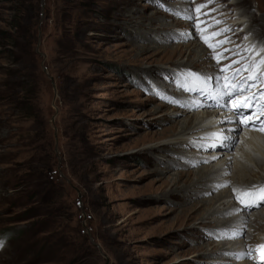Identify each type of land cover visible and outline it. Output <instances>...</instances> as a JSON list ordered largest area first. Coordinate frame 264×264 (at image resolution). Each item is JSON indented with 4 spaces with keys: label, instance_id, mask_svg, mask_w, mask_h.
I'll use <instances>...</instances> for the list:
<instances>
[{
    "label": "rangeland",
    "instance_id": "rangeland-1",
    "mask_svg": "<svg viewBox=\"0 0 264 264\" xmlns=\"http://www.w3.org/2000/svg\"><path fill=\"white\" fill-rule=\"evenodd\" d=\"M202 30L220 32L210 43L226 42L209 48L195 39ZM263 41L264 0H0V264H257L264 229L254 230L264 218L256 214L227 239L220 235L238 224H221L264 203L212 216L224 181L198 196L182 189L240 141L226 142L217 161L184 166L201 149L167 143L193 125L196 100L216 99L191 91L189 73L199 74L200 88L219 90L224 80L211 74L244 68L229 82L239 83ZM256 79L241 86L243 96ZM217 102L225 115V97ZM222 245L250 255L220 258Z\"/></svg>",
    "mask_w": 264,
    "mask_h": 264
},
{
    "label": "bare ground",
    "instance_id": "bare-ground-1",
    "mask_svg": "<svg viewBox=\"0 0 264 264\" xmlns=\"http://www.w3.org/2000/svg\"><path fill=\"white\" fill-rule=\"evenodd\" d=\"M241 15H244V14H241ZM241 23L243 25L247 24L243 20L241 21ZM259 32H260V30H259ZM255 35H256L255 37L257 39L258 34L256 33ZM174 37L177 38L176 35H174ZM185 37H186V35H185ZM195 39L197 40V42H199V40L201 39V36H196ZM263 43H264V41H263ZM202 48H203L202 53L206 54V52H207L206 48H208V47H205V48L202 47ZM260 49H261V47H260ZM208 52H209V55L212 53V51L210 52V50ZM199 56H201V55H198V57ZM262 59H264V54L261 53V51L258 49V47H256V49H254V53H250V55H248V58L246 59L245 64L242 63L244 65V67H246L249 64H251V62H254L253 67H254V69H256V72L251 73V71H247L244 73L242 79L249 77V76L260 77L261 73L264 72V63H261ZM176 64H178L177 65L178 67L181 66L183 68H185V65H188L186 63H181L178 61ZM192 64L196 65V63H192ZM189 68L192 69L191 66H189ZM185 69H187V67ZM216 69H217V67H216ZM193 70H195V69H193ZM200 73H201V75H204L203 72H200ZM211 75H213V78H211V79H213L215 82L218 81L217 78H219V77L217 76V74H211ZM194 79H196V78L193 77V79H190V80L188 78H185V80H184L187 82L189 81L188 84L190 87H188V88L191 91L194 89H195L194 91L200 90L201 94H204V96H208V97H211L212 95L210 93H212L213 95L216 96V99H214V100L215 101L218 100L217 104H222L223 98L225 97V102L227 104H229L230 101L226 99L227 96L221 97V96L217 95V93L220 91V89L218 90L216 87L215 88L212 87V85L210 83H208L207 85L204 84L203 87L200 88L199 86L195 85L196 83H195ZM253 81H254V79H247V80H245V82L243 84H248V83L251 84V82H253ZM180 82L184 83L183 80H181ZM223 84H225L224 81L219 82V85H223ZM250 84H249V86H250ZM230 85H231V83H229V89H230ZM257 87H258L257 89H254V88L250 89L249 92L247 93L248 96H243L244 93L243 94L240 93L242 91V89H241V91L238 93L240 98L238 100H236L234 103H242V102L244 103L248 99H251L252 97H254V95L255 96L258 95L259 93H261V95H263L264 94L263 85L258 84ZM246 97H248V99H245ZM198 100H200V99H198ZM214 100H208L207 101V99H206V101L201 100L200 102L196 100L195 101L196 104L200 105V107L198 109H201V110H199V112L196 115H194V117H195L194 120H189V123L190 124L193 123V125H188L185 128H182L180 130V132L177 134L178 135V137L176 138V140H178L177 142L167 143V144H175V145H179V144L185 145V144H191L192 143V144H195L196 148L202 150V151L199 150V154H197L198 156H197L196 160H194V159L191 160L189 157H186L189 159H187V161L183 164V166H184L187 164H193L195 162H196L195 163L196 165H201L204 162L208 163L211 160L217 161V160H219L220 155L225 154L223 152H218L219 150L220 151L226 150V155H227V149L231 148L233 142L224 140L223 137H225V136L232 137L234 141H236V140L240 141L238 148L235 150V152L229 158L226 159V161L224 163L222 162L223 159H221V160L217 161L214 165H208V166L207 165L206 166L201 165L197 171L198 173H201V175H196L195 180H193L191 185H189V186L187 185L188 187L182 186V189H187V188L193 189V191L190 189L192 192H194L193 196H198L201 194H206L208 192L210 193L211 191L217 190L219 183H221V182L223 183V181H224V183H223V185L225 184L224 187H220V188H222V189L225 188V190L220 192L216 197H212L213 198L212 200H214L213 201L214 205H215V203L218 204V202L223 201L226 204L227 208L224 211H221L220 207H218V206L214 207V205L211 206L209 208L208 212L209 213L212 212V216H215L219 213L220 214H226L227 212H230V210L232 209V206H235L236 210L243 207V211L244 210L247 211V209H250V208H246L241 203H240V206L239 205L237 206L236 204H238V203L232 202V199L238 200L237 199L238 195L240 197H242L241 199H247V197H245L243 195L244 192L249 191L250 189H253V188H256L258 191V189L260 187L264 186V174L260 173L259 170L257 171L258 168L261 170L264 169V132L257 130V127L255 126L256 125L255 123L257 122L256 119H254V120L253 119L252 120L246 119L247 123L241 124V123H239V121H241V120L236 121L235 119L232 118V117H234V114H232L230 110H227L225 115L222 114L221 116H218V114L216 112L219 109H217L216 106H215V108L212 107V104H214ZM258 100H260V98H258ZM261 103H262V101L260 102V104ZM189 104L195 105V103L192 100H189ZM255 117L259 119L258 115H256V114H255ZM263 117L264 116H262L261 119H263ZM260 121H262V120H259V122ZM226 142L229 144L230 148L228 145L227 146L225 145ZM208 146H210V147L216 146V148L218 147L219 148V149H217L218 153H214L215 152L214 150H209V151L204 150ZM253 164H256L258 167L256 168ZM228 169H229V171H227ZM249 171H252V174L255 176L256 179H252L249 176V174H248ZM187 173H192V172L190 171ZM221 176H222V178L227 176V178L220 180ZM174 182H175L174 185L175 184L177 185L178 182L177 183H176V181H174ZM226 186L227 187L231 186L236 191H233L232 188H231V190H230V188L227 189ZM199 187H201V188H199ZM177 188H179V187H177ZM204 188H208V189H210V191H205ZM239 202H240V200H239ZM263 203H264V201L260 202V205ZM221 205L223 206V204H221ZM255 207L256 206H254V208ZM247 212H249V211H247ZM256 214H257V216L259 215L262 219L264 218V211H262V212L259 211L257 213H253V214L242 212V213L237 214L236 217H233V220H227V221L224 220L225 222H223L221 224L223 226H228L230 223H233L235 226L237 224L238 225L236 227H234L235 228L234 231H232L231 233L228 232L229 233L228 236H224V235H220V236L224 237L225 239L240 236L239 233H241V228L244 226V222H246L248 220H253L254 217L256 216ZM261 228L264 229V224L256 226L254 232L260 231ZM247 231L250 234V231L248 229H247ZM243 233H244V230H243ZM228 243H226V244H228ZM262 244H263V241L260 243V245H262ZM224 245H225V243H224ZM231 247H229L228 249H224V247L222 245V247H221L222 250L220 251V253H221L220 258H222V256H223L224 259H226V255H230V256H232V259H235L236 257H238L237 260H239V259H242L244 257V254L248 253V249L246 247H243V249L245 251L239 250V249L237 251H235V249L233 247L232 248ZM215 252L216 251H214L213 254ZM261 253L262 252L259 251L260 257L262 256V255H260ZM229 258L231 259V257H229ZM242 263L248 264L245 262H242ZM258 263L264 264V262H262L261 259L259 261H257V264Z\"/></svg>",
    "mask_w": 264,
    "mask_h": 264
},
{
    "label": "snow or ice",
    "instance_id": "snow-or-ice-1",
    "mask_svg": "<svg viewBox=\"0 0 264 264\" xmlns=\"http://www.w3.org/2000/svg\"><path fill=\"white\" fill-rule=\"evenodd\" d=\"M201 7H204V5H200L196 11L198 12L200 10ZM183 18L185 19H189V20H195L196 17L194 15H186ZM217 23H219V21H217ZM197 27H199V25H197ZM220 35V32H213L211 33V36L209 37H205L203 35V30L201 31V39L204 40L205 44H207V46L209 48L215 49L218 44H222L225 43L226 41H218L217 44H212L209 42V40L211 39V37H215ZM217 60V63L220 62V59L222 58V54L221 53H217L216 56L214 57ZM232 63H238V61H233ZM261 63H264V59L261 60ZM229 68H231V64L226 65L224 68L221 69V72H225L227 71ZM245 69H236L235 72H233L232 76L230 77H219L217 78L218 80H224L225 84L223 85H218L220 88V91L217 93L218 96H228L229 97V101H231V99L233 98L234 94H238L241 91V85L245 82V80L247 79H256L257 77H253V76H249L246 77L244 79H242L239 83L236 84H231L230 85V89H229V83L230 81H233L236 79V77L239 75V73L241 71H243ZM190 76L195 77L196 79H200L199 74L196 73H189ZM207 79V78H206ZM215 98V97H214ZM250 105L247 104L246 102L244 103H234L233 107L237 110H239L240 108H244V107H249ZM196 107H200V105H196ZM238 115H242V113H239L237 111ZM264 114V113H262ZM239 123L241 124H245L247 123V121L241 120L239 121ZM261 132H264V122L261 123V126L259 127V129H257ZM224 140L227 141H232L233 143H235V141L233 140L232 137H223ZM233 191H236L235 189ZM243 195L245 197H247V199H241L240 196H237V199L240 200V203L243 204L246 208H251V207H258L260 206V202L264 201V186L260 187L258 189V191H246L243 193ZM260 248H264V245H259L258 246V250ZM244 255H250V253H246ZM261 261L264 262V255H262L260 257Z\"/></svg>",
    "mask_w": 264,
    "mask_h": 264
},
{
    "label": "water",
    "instance_id": "water-1",
    "mask_svg": "<svg viewBox=\"0 0 264 264\" xmlns=\"http://www.w3.org/2000/svg\"><path fill=\"white\" fill-rule=\"evenodd\" d=\"M52 82H53V84L55 85V80H54V79H52ZM78 192H79V194H80V191H79V190H78ZM109 262H110V258L107 257V260H106V263H105V264H109Z\"/></svg>",
    "mask_w": 264,
    "mask_h": 264
}]
</instances>
